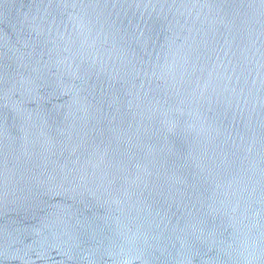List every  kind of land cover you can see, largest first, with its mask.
I'll return each instance as SVG.
<instances>
[{"label": "water", "instance_id": "1", "mask_svg": "<svg viewBox=\"0 0 264 264\" xmlns=\"http://www.w3.org/2000/svg\"><path fill=\"white\" fill-rule=\"evenodd\" d=\"M0 264H264V0H0Z\"/></svg>", "mask_w": 264, "mask_h": 264}]
</instances>
